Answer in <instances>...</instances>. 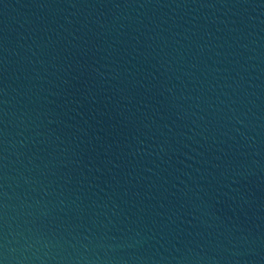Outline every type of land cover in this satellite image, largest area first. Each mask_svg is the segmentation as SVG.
<instances>
[{
	"label": "water",
	"instance_id": "95a60500",
	"mask_svg": "<svg viewBox=\"0 0 264 264\" xmlns=\"http://www.w3.org/2000/svg\"><path fill=\"white\" fill-rule=\"evenodd\" d=\"M0 264H264V0H0Z\"/></svg>",
	"mask_w": 264,
	"mask_h": 264
}]
</instances>
